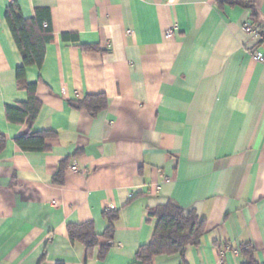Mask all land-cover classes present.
Returning <instances> with one entry per match:
<instances>
[{"label":"crops","instance_id":"crops-1","mask_svg":"<svg viewBox=\"0 0 264 264\" xmlns=\"http://www.w3.org/2000/svg\"><path fill=\"white\" fill-rule=\"evenodd\" d=\"M12 3L52 24L42 67L27 68L42 103L32 126L5 111L28 99ZM247 22L264 24V0H0V264H133L169 202L206 220L188 264H242L243 242L264 262V63L252 55L264 41ZM98 94L108 106L95 115L72 105ZM36 131L55 133L47 150L22 151L16 138ZM110 206L111 242L71 241L69 224L103 236Z\"/></svg>","mask_w":264,"mask_h":264},{"label":"trees","instance_id":"trees-1","mask_svg":"<svg viewBox=\"0 0 264 264\" xmlns=\"http://www.w3.org/2000/svg\"><path fill=\"white\" fill-rule=\"evenodd\" d=\"M241 2L242 0H234ZM5 19L11 30L15 43L21 53L23 64L16 70L18 86L28 94L26 102L16 105H6V117L11 123H28L30 126L36 121L42 103L37 97V84L27 80V68L37 66L41 68L45 58L46 45L53 41L50 12L45 8H38L33 18L27 19L16 5L12 3L5 14ZM64 39H75L77 34H63ZM264 41V39H263ZM83 51H101L98 46L78 44ZM72 105L79 109H86L95 115L108 106V98L104 94L88 95L83 100L72 101ZM55 135L53 131H36L25 133L16 138V143L24 152H44L47 150L45 141ZM7 139L0 134V152L5 148ZM64 162L54 177L56 184L64 183ZM107 211L108 228L99 237L95 232L93 222L83 224H69L68 232L72 242H80L87 249L97 245L106 246L112 241L117 215ZM158 223L151 242L140 247L133 264H152L159 255H179L181 264H188L185 254L190 246L200 245L206 231V220L195 211L185 212L181 207L169 202L159 206L156 210ZM105 244H101V240ZM239 251L244 258L242 264H264L257 258V251L251 242H243Z\"/></svg>","mask_w":264,"mask_h":264},{"label":"built area","instance_id":"built-area-1","mask_svg":"<svg viewBox=\"0 0 264 264\" xmlns=\"http://www.w3.org/2000/svg\"><path fill=\"white\" fill-rule=\"evenodd\" d=\"M243 29L249 35L254 36L256 39L262 40L264 39V24H257L253 22H247L243 25ZM253 58L258 62L264 63V52L260 50H256L253 54ZM71 169L73 171H83L82 168H79L76 164H72ZM109 210H115V206H110ZM105 240H102L101 243H104Z\"/></svg>","mask_w":264,"mask_h":264}]
</instances>
